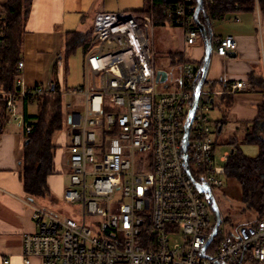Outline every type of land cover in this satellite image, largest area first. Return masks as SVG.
Instances as JSON below:
<instances>
[{"label":"built area","instance_id":"1","mask_svg":"<svg viewBox=\"0 0 264 264\" xmlns=\"http://www.w3.org/2000/svg\"><path fill=\"white\" fill-rule=\"evenodd\" d=\"M213 1L203 0V9ZM196 9L197 0H180L162 14L164 23L183 32L187 48L202 40L194 26ZM4 20L0 12V49L6 47ZM155 23L153 11L95 17V47L86 57V84L68 93L81 97L82 104L79 108L67 104L68 198L81 204V218L60 217L25 201L37 231L24 236V264L33 259L41 264H264V215L232 231L222 216L207 246L216 221L211 224L214 214L205 197L208 192L197 185L213 195L224 185L226 166L216 165L210 119L214 93L201 90L185 153V125L195 100L197 67L185 49L177 88L165 87L168 72L165 82L157 81ZM210 41L212 54L220 57L237 47L233 37ZM16 71L13 88L0 89L4 121L30 133L32 127L24 122L19 105L66 94L43 85L28 87L21 61ZM230 89L236 93L249 87L234 82ZM228 158L226 153L221 161L227 164ZM214 242L217 247L212 251Z\"/></svg>","mask_w":264,"mask_h":264},{"label":"crops","instance_id":"2","mask_svg":"<svg viewBox=\"0 0 264 264\" xmlns=\"http://www.w3.org/2000/svg\"><path fill=\"white\" fill-rule=\"evenodd\" d=\"M7 2L0 0V12ZM145 9L146 0H33L19 49V61L24 63L22 77L25 84L28 87L43 85L54 92V85H58L57 93L66 94L61 97L62 105L66 101L68 104V93L83 88L87 81L86 57L95 47V17L103 13L141 14ZM219 22L222 23V30L216 32L214 22L210 31H207L209 38L233 37L237 47L227 57L212 54L205 88L214 93L216 106L226 101L231 104L234 95L246 94L245 110L250 112L249 117L256 118L250 120L236 114L234 119L246 127L249 133V123L257 119L259 107L264 103V88L256 86L258 81L264 84V21L257 6L255 13H232ZM159 25L166 27L167 24L162 20ZM72 34L77 35L78 44H75L72 53H68L67 40ZM201 42L204 46L198 45L199 41L197 45L188 47L192 48L193 56L190 60L197 68L206 55L203 39ZM183 46L184 50L187 49L185 42ZM177 81L172 83L171 88H177ZM234 82H245L249 90L231 92L230 85ZM80 105L74 104V108ZM19 109L23 114V103ZM224 127H221V131ZM24 145L22 129L6 126L0 136V264H5L6 260L8 264H24V236L37 231L31 219V211L25 205V201H32L25 194L20 176ZM66 149L67 146L65 154ZM61 157L57 149L55 172L48 178V186L54 193L57 192L55 175L61 173L57 168ZM64 159L63 169L68 175L67 155ZM68 183L69 177L66 188ZM30 264H41V261L33 259Z\"/></svg>","mask_w":264,"mask_h":264},{"label":"trees","instance_id":"3","mask_svg":"<svg viewBox=\"0 0 264 264\" xmlns=\"http://www.w3.org/2000/svg\"><path fill=\"white\" fill-rule=\"evenodd\" d=\"M32 2L33 0H8L1 11L5 15L2 31L6 47L0 49V89H12L18 75L16 66L19 62L21 36ZM179 2L180 0H146V9L142 13L157 11L163 20V12L174 9ZM257 6L264 21V0H214L208 9L204 7L199 21L207 31H210L214 22L223 21L232 13H255ZM194 26L201 35L196 21ZM75 44H78L77 35H69L68 53H72L76 47ZM203 64L204 60L197 68L195 90L202 77ZM54 86L55 92H57L59 87L58 85ZM256 86L264 88L263 82L260 81ZM36 103L39 109L38 115H30L28 108ZM4 105L5 100L1 98L0 136L6 128ZM23 106L24 122L31 125L32 130L27 133L22 129L25 145L20 176L28 200L37 204L49 193L48 178L55 172L54 162L57 151V147L53 144V138L67 125V113L63 112L62 98L55 95L37 98L34 101H24ZM225 124V119L218 122L217 132ZM248 128V142L259 147V154L255 158L245 156L238 147L237 139H232L229 144L236 148L233 149V153H229L225 166V178L239 187L242 202L246 205L247 210L256 214V221H258L264 215V103L259 107L257 119L249 123ZM191 171L194 173L192 167ZM212 247V251H214L217 247L216 242Z\"/></svg>","mask_w":264,"mask_h":264},{"label":"rangeland","instance_id":"4","mask_svg":"<svg viewBox=\"0 0 264 264\" xmlns=\"http://www.w3.org/2000/svg\"><path fill=\"white\" fill-rule=\"evenodd\" d=\"M156 17L155 28L153 31L152 47L155 55V66L157 70L165 69L169 73V81L165 85L167 88H171L172 83L179 79L180 74V59L184 55V37L180 29L171 25H165L163 27L158 24L161 23L162 19L159 17V13L154 11ZM158 20V21H157ZM160 20V22H159ZM158 23V24H157ZM222 23L216 22L214 27L216 32L222 30ZM203 43L200 41L198 45ZM204 46V45H203ZM189 58L192 55V48H187L186 51ZM207 87V86H206ZM172 89V88H171ZM219 91V90H216ZM244 95L236 94L233 96L231 104L219 102L218 106L213 105V110L210 114V119L213 122V130L215 132L214 139L216 141V165L224 167L225 162L221 161V158L226 153H231L236 147L231 146L229 142L233 139H237L238 147L243 154L250 158H255L259 154V147L255 144L248 142V131L246 127L237 123L234 119L236 114L245 116L254 120L256 117H249L250 112L246 111V103L244 102ZM68 101L77 104H82V99L67 97ZM63 112H67V101L63 103ZM81 110V109H80ZM28 112L30 115H38L39 109L38 104L29 106ZM257 115V111L255 113ZM252 118V119H251ZM227 121V126L223 128L221 132H217V123L222 120ZM71 133L68 125H65L62 132H58L54 135L53 144L57 147L58 152H61V162L58 164V169L61 170L60 174L55 175L56 190L54 193L49 188V193L45 198L39 201V206L49 210L52 213L59 215L60 217H69L80 219L81 218V204L73 203L68 198L67 181L68 175L64 168L65 159V148L70 144ZM228 162V161H227ZM224 185L222 188H217L213 191V196L219 206L221 215L226 220L227 230L232 231L237 226L248 224L256 221L257 216L254 212L246 209V205L241 200V193L239 187L229 182L225 177L223 178ZM207 201H210L208 193H205ZM215 223V217L212 215V225Z\"/></svg>","mask_w":264,"mask_h":264},{"label":"water","instance_id":"5","mask_svg":"<svg viewBox=\"0 0 264 264\" xmlns=\"http://www.w3.org/2000/svg\"><path fill=\"white\" fill-rule=\"evenodd\" d=\"M203 11V0H197V9H196V13H195V21L199 27V30L201 32V36L202 39L205 43L206 46V55H205V59H204V64L202 67V77L201 80L199 82V85L197 86L196 89V93H195V100H194V104L191 108V110L189 111L188 117H187V121H186V125H185V133H184V152L187 153V148H188V143H189V136H190V132H191V125H192V121L194 119L195 116V112H196V107L197 104L199 102L200 99V94H201V90L205 87L206 84V79H207V75H208V71H209V66H210V61H211V56H212V52H211V41L209 38V35L207 33V30L204 26L201 25L200 21H199V16L201 14V12ZM156 76H157V81L159 82H165L167 80V71L165 70H158L156 71ZM53 91V89H52ZM221 131V129H220ZM231 153H233V150L231 151ZM186 170L187 173L189 174V167H188V163H187V157H186ZM198 188H200L201 190H204L208 193L209 189H207L206 187H201L199 185H197ZM210 204H211V209L212 212L214 214L215 217V227L213 230V233L211 234V237L208 241L207 246L213 241L214 237L217 234L218 231V227L221 224L222 221V215L219 209V206L215 200V198L213 197L212 194H210ZM207 246L204 248L202 255L205 257V250L207 248Z\"/></svg>","mask_w":264,"mask_h":264}]
</instances>
